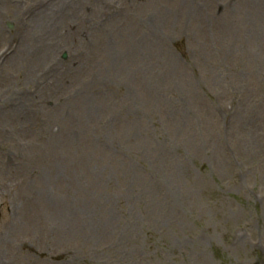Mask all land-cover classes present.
<instances>
[{"label":"rangeland","instance_id":"374dc122","mask_svg":"<svg viewBox=\"0 0 264 264\" xmlns=\"http://www.w3.org/2000/svg\"><path fill=\"white\" fill-rule=\"evenodd\" d=\"M0 23V264H264V0Z\"/></svg>","mask_w":264,"mask_h":264},{"label":"bare ground","instance_id":"6f19581e","mask_svg":"<svg viewBox=\"0 0 264 264\" xmlns=\"http://www.w3.org/2000/svg\"><path fill=\"white\" fill-rule=\"evenodd\" d=\"M59 2H61V5H62V6L64 5V0H59ZM43 15H44V14H43ZM43 15H41V16L39 17V19L36 20V23H39V22L41 21ZM0 24H1V23H0ZM24 40L26 41V46H24V48L22 49V52H23V54H25V56L27 57V53H26V52H27V43L31 45V46H29L30 48L33 47L32 43H33L34 40H35V32H34L33 30H31V31L28 33V35L26 34V37H25ZM249 113L251 114L252 112H249ZM249 113L247 112L246 119H251V123H252V121L255 119V116H254V115H250ZM253 118H254V119H253ZM246 119H245V120H246ZM238 121H240V119H238ZM19 264H23V263H19ZM24 264H25V263H24Z\"/></svg>","mask_w":264,"mask_h":264}]
</instances>
